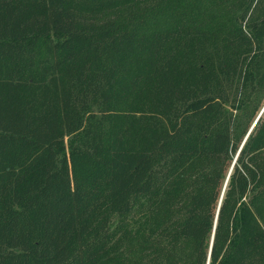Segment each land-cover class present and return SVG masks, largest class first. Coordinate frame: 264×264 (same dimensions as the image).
<instances>
[{"label": "trees", "instance_id": "1", "mask_svg": "<svg viewBox=\"0 0 264 264\" xmlns=\"http://www.w3.org/2000/svg\"><path fill=\"white\" fill-rule=\"evenodd\" d=\"M0 264H264V0H0Z\"/></svg>", "mask_w": 264, "mask_h": 264}, {"label": "water", "instance_id": "2", "mask_svg": "<svg viewBox=\"0 0 264 264\" xmlns=\"http://www.w3.org/2000/svg\"><path fill=\"white\" fill-rule=\"evenodd\" d=\"M262 109H263V107H262ZM259 113H261V110H260ZM259 113H258V114H259ZM250 127H251V126H250ZM250 127L248 128L247 131H249ZM246 134H247V132H246ZM246 134L244 135V137H243L242 141L240 142V145H239V146H241V144H242V142H243V140H244ZM236 153H237V151H236ZM236 153H235V155H236ZM235 155H234L233 159L235 158ZM232 162H233V160H232ZM232 162H231V164H232ZM230 166H231V165H230ZM210 243H211V238H210ZM210 243H209V248H210Z\"/></svg>", "mask_w": 264, "mask_h": 264}]
</instances>
